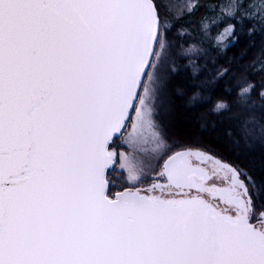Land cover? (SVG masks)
<instances>
[{"label":"snow or ice","instance_id":"snow-or-ice-1","mask_svg":"<svg viewBox=\"0 0 264 264\" xmlns=\"http://www.w3.org/2000/svg\"><path fill=\"white\" fill-rule=\"evenodd\" d=\"M170 27L157 0H0V264H264L251 177L156 119Z\"/></svg>","mask_w":264,"mask_h":264},{"label":"trees","instance_id":"trees-1","mask_svg":"<svg viewBox=\"0 0 264 264\" xmlns=\"http://www.w3.org/2000/svg\"><path fill=\"white\" fill-rule=\"evenodd\" d=\"M189 2L157 0L162 20L171 24L164 53L168 47L175 69L164 135L176 139L173 147L200 148L244 171L254 180L248 186L258 207L264 204V0H195L191 12ZM218 101L226 105L219 112Z\"/></svg>","mask_w":264,"mask_h":264},{"label":"rangeland","instance_id":"rangeland-1","mask_svg":"<svg viewBox=\"0 0 264 264\" xmlns=\"http://www.w3.org/2000/svg\"><path fill=\"white\" fill-rule=\"evenodd\" d=\"M190 2H192L194 4V6L196 5L195 0H190ZM167 49H168V47H167ZM167 49H166L165 53L163 54V58H162L161 62H159V68L157 70L160 73L161 79H160L159 96H158V99L156 101V105L159 108V115L156 117V119L158 120L160 125H162V131H166V132H167V129H169L170 124H168L167 120L165 119V115L170 116L173 114L171 108L169 107V101H170V99H168L169 96L166 94L168 92V87H169L170 81L172 80V76H173L172 75L173 66H172L171 62H173V60H174L172 57H169ZM172 140H176V139H172ZM172 140L167 139V143L170 146L172 145L170 143V142H172ZM113 148L115 149V151L117 153H119L120 151H127V147L122 146L120 144L119 140H118V142H116L113 145ZM188 148L200 149V148L192 147L190 145L186 146V145L182 144L181 146L174 147V150L178 151L181 149H188ZM200 150H202V149H200ZM113 170H114V173L112 174L111 179H110V177H109V179L111 182L110 187L113 186L114 191L111 194H109L110 196H113L117 191L124 190V187L128 186L127 173L124 172L122 169H120L118 159H117L116 165H115ZM242 172L244 173V171H242ZM248 177H250V176H248ZM242 178L245 180V182L248 186L247 179L244 176H242ZM251 181H252V183H249V184L253 185L254 180H252V178H251ZM150 183H151V177H148V178H146L145 182L138 185V187L139 186H145V185H148ZM248 188H249V186H248ZM249 193H250V188H249ZM250 195H251V193H250ZM253 202H254V200H253ZM254 205H255V203H254ZM262 207H264V204H261L258 207L255 205V208H256L255 216L256 217L259 216V211Z\"/></svg>","mask_w":264,"mask_h":264},{"label":"water","instance_id":"water-1","mask_svg":"<svg viewBox=\"0 0 264 264\" xmlns=\"http://www.w3.org/2000/svg\"><path fill=\"white\" fill-rule=\"evenodd\" d=\"M111 149H114L113 148V145H111L110 146V150ZM181 150H184V149H181ZM194 150H200V149H194ZM178 151H180V150H178ZM200 151H203V150H200ZM203 152H205V153H207V154H210V155H212L213 157H215V158H218V159H220L219 157H217V156H215V155H213L212 153H209V152H207V151H203ZM222 162H224V163H227L228 165H231V166H233L232 164H230V163H228V162H226V161H223L222 159H220ZM115 167V166H114ZM114 167L112 168V169H110L109 170V172H108V175H109V173L114 169ZM234 167V166H233ZM236 168V167H235ZM241 179H243L242 178V176H241ZM246 183V182H245ZM150 186V184H148V185H145V186H139V188H141V189H146V188H148ZM109 190H110V186H109ZM123 191V190H122ZM248 193H249V188H248ZM116 194V193H115ZM115 194L113 195V196H111L112 198H114L115 197ZM143 194V193H142ZM249 195H250V193H249ZM255 224H256V227H259L260 225H259V223H257L256 221H253Z\"/></svg>","mask_w":264,"mask_h":264},{"label":"bare ground","instance_id":"bare-ground-1","mask_svg":"<svg viewBox=\"0 0 264 264\" xmlns=\"http://www.w3.org/2000/svg\"><path fill=\"white\" fill-rule=\"evenodd\" d=\"M222 4H223V3H222ZM225 4H227V3H225ZM225 4H224V5H225ZM240 4H241V3H240ZM218 5H219V4H218ZM222 6H223V5H222ZM222 6H221V3H220V7H222ZM218 7H219V6H218ZM218 7H217V8H218ZM238 7H239V6H238ZM219 9H220V8H219ZM221 9H222V8H221ZM221 9H220V10H221Z\"/></svg>","mask_w":264,"mask_h":264},{"label":"clouds","instance_id":"clouds-1","mask_svg":"<svg viewBox=\"0 0 264 264\" xmlns=\"http://www.w3.org/2000/svg\"><path fill=\"white\" fill-rule=\"evenodd\" d=\"M217 103H224L223 101H218Z\"/></svg>","mask_w":264,"mask_h":264},{"label":"flooded vegetation","instance_id":"flooded-vegetation-1","mask_svg":"<svg viewBox=\"0 0 264 264\" xmlns=\"http://www.w3.org/2000/svg\"><path fill=\"white\" fill-rule=\"evenodd\" d=\"M253 221H255V220H253Z\"/></svg>","mask_w":264,"mask_h":264}]
</instances>
